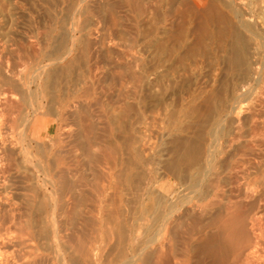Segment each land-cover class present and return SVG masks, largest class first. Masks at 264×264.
<instances>
[{"label": "bare ground", "instance_id": "obj_1", "mask_svg": "<svg viewBox=\"0 0 264 264\" xmlns=\"http://www.w3.org/2000/svg\"><path fill=\"white\" fill-rule=\"evenodd\" d=\"M69 4L0 32V264H264V0Z\"/></svg>", "mask_w": 264, "mask_h": 264}, {"label": "rangeland", "instance_id": "obj_2", "mask_svg": "<svg viewBox=\"0 0 264 264\" xmlns=\"http://www.w3.org/2000/svg\"><path fill=\"white\" fill-rule=\"evenodd\" d=\"M21 2V5L23 7H25V11H29V13L31 14V18L32 20L22 11L20 10H17L13 4V0H0V15H1V19L2 20V23L0 25V32L1 34H8L9 32V35L13 38H21L23 33V31H25L23 29V27H30L31 29L33 28L34 30H38L37 28L39 29H42L45 25L48 26L49 25V28L51 30V40H50V48L52 52L54 51H58L60 50L62 46V43L68 41V42H71V40L69 39V34L66 33L65 31V27H66V24H67V16H68V13L69 11L67 12L66 10H70V4L72 2V0H19ZM54 1V2H53ZM61 1V2H59ZM2 2V3H1ZM23 2V3H22ZM59 2V3H58ZM66 3V4H65ZM36 4V5H35ZM46 4V5H45ZM59 4V5H58ZM49 5V6H48ZM70 5V6H69ZM69 6V7H68ZM49 7V8H48ZM67 7V8H66ZM3 8V9H2ZM55 12H53L51 9ZM50 9V10H49ZM45 12H49V13H45ZM51 12V13H50ZM67 12V14H66ZM20 13V14H18ZM62 13V14H61ZM8 14V15H7ZM52 14V15H50ZM51 16V17H50ZM55 16V17H54ZM47 18V19H46ZM38 19V20H37ZM59 19V20H58ZM11 20V21H10ZM20 20V22H19ZM30 20V21H29ZM66 21V22H65ZM12 22V23H11ZM19 22V24H18ZM62 22V23H61ZM26 23H29L28 25ZM26 24V26H25ZM34 24V25H33ZM23 25V26H22ZM32 25V26H31ZM53 27H52V26ZM56 25V26H55ZM11 26V27H10ZM34 26V27H33ZM36 26V27H35ZM39 26V27H38ZM43 26V27H42ZM55 26V27H54ZM5 28V29H4ZM14 28V29H12ZM55 30H53V29ZM62 28V29H61ZM64 28V29H63ZM17 29V30H16ZM21 29V31H20ZM7 30V31H6ZM11 30V31H10ZM14 30V31H13ZM27 31V30H26ZM53 31V32H52ZM61 33H59V32ZM13 32V33H11ZM55 32V33H54ZM11 33V34H10ZM65 34V35H64ZM78 34V35H77ZM76 36H79L80 33H75ZM56 36V37H54ZM62 36V38H61ZM58 37V38H57ZM78 39V42H77V48H76V53L78 55V57L81 55L82 53V50L81 48L79 49V46H80V43L83 42V39L80 35V37H77ZM67 39V40H66ZM69 39V40H68ZM58 40V41H57ZM53 43H52V42ZM64 41V42H62ZM80 41V42H79ZM79 43V44H78ZM61 45V46H60ZM52 46H53V50H52ZM49 48V49H50ZM58 48V49H57ZM56 49V50H55ZM81 50V51H80ZM80 51V52H79ZM76 67H74V72L69 76V78H71V80L68 78L65 79L63 82H61L60 86L62 87H67L70 83V87H72V85L75 83L73 81H77V78H78V72H75V71H78L80 68H81V65L78 64L75 65ZM80 67V68H79ZM76 74V75H75ZM76 77V78H75ZM72 78H75L74 80H72ZM64 84V85H62ZM53 89V88H52ZM50 91L51 89H49V94H50ZM50 100H53L52 97H51V94H50V99H47L45 101V105H44V110L43 111V115H45V119H48L50 120L49 124H50V131L49 133H45V130L43 129V127H41V129H39L38 131V134L40 133V136L41 137H44L46 142L47 141H56L55 139H59L58 136H61L62 139H66L65 137H62L61 133L63 134V131L64 130H61L62 128H64L66 125L65 121L62 120L63 118L61 116L58 115V112L55 110V105L53 104L54 101H50ZM53 102V103H51ZM48 109V111H47ZM45 111V112H44ZM51 111V112H50ZM55 111H56V115H55ZM46 113V114H45ZM54 116V117H53ZM56 116V117H55ZM43 117V118H44ZM60 117V118H59ZM54 118V120H53ZM59 119V120H58ZM60 119L62 121H60ZM53 120V121H52ZM58 120V121H57ZM60 121V122H59ZM56 122L58 123V127H56ZM54 124V125H53ZM60 124V125H59ZM61 124H64V126H62ZM61 131H59V130ZM58 130V131H57ZM56 131V132H55ZM59 134H58V133ZM58 135H57V134ZM49 134V135H48ZM55 134L57 135V138L55 137ZM48 138V140H47ZM60 138V139H61ZM59 139V140H60ZM61 139V140H62ZM58 140V141H59ZM61 140L59 141V143L61 142ZM58 141L56 142L58 144ZM89 188L93 189L91 187V185L89 186Z\"/></svg>", "mask_w": 264, "mask_h": 264}]
</instances>
